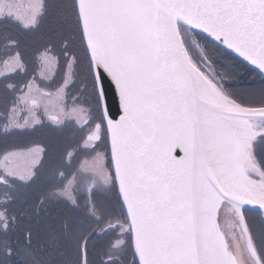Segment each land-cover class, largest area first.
<instances>
[{
	"label": "snow or ice",
	"instance_id": "1",
	"mask_svg": "<svg viewBox=\"0 0 264 264\" xmlns=\"http://www.w3.org/2000/svg\"><path fill=\"white\" fill-rule=\"evenodd\" d=\"M0 264H264V0H0Z\"/></svg>",
	"mask_w": 264,
	"mask_h": 264
}]
</instances>
